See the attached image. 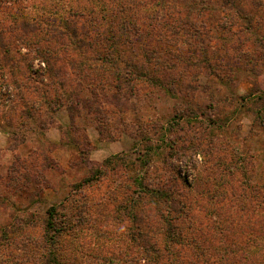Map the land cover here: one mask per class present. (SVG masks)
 I'll use <instances>...</instances> for the list:
<instances>
[{"label": "rangeland", "instance_id": "374dc122", "mask_svg": "<svg viewBox=\"0 0 264 264\" xmlns=\"http://www.w3.org/2000/svg\"><path fill=\"white\" fill-rule=\"evenodd\" d=\"M157 2L0 0V264H264V0Z\"/></svg>", "mask_w": 264, "mask_h": 264}, {"label": "trees", "instance_id": "16d2710c", "mask_svg": "<svg viewBox=\"0 0 264 264\" xmlns=\"http://www.w3.org/2000/svg\"><path fill=\"white\" fill-rule=\"evenodd\" d=\"M155 6L161 7V8L165 7L164 0H158V2L156 3ZM65 23L66 22H64V24ZM65 27L66 28L64 30L68 34L67 36L69 37V39H75L78 36V33L77 32H75L73 34L71 27H68L67 25ZM52 29H53L54 32L56 31V28H52ZM125 31H128V30H125ZM122 33H124V32H122ZM82 35L85 36L86 33L82 31ZM112 41H115V40H112ZM80 44H83L84 45L83 42L80 43ZM111 45L114 47V51L117 52L116 47H115L117 45L116 42H113ZM121 45H124V42H122ZM114 51H112L110 49L109 50L107 49V52L106 53L104 51V54H97L95 56L99 57V58L96 59V61L101 62V64H104V63L110 64L109 67L111 69L112 76L114 77L113 80L116 83L115 88L118 89L119 88V85H120L119 82L121 80H126V77H125L124 70H122L121 72H119L118 69H117V67H116V64L117 63L115 61H111L112 59H111L110 54L115 53ZM132 67H133V69H132V72L130 74H132L133 79H137L138 78V80H140V79H146L147 80L148 77L150 76L149 74H151L149 71H147L148 67L147 68H145V67H143V68L142 67L141 68H136V66H134V65ZM150 80L151 81H154V80H152V78ZM263 102H264V99H263ZM262 107L264 108V103H263V106ZM263 112H264V110H263ZM256 118L257 119L259 118L258 114H257Z\"/></svg>", "mask_w": 264, "mask_h": 264}]
</instances>
